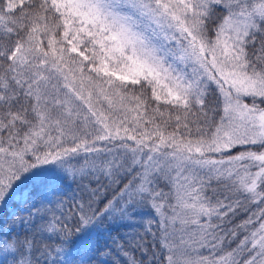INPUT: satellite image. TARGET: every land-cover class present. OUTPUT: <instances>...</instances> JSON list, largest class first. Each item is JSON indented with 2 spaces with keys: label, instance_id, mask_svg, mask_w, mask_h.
Returning a JSON list of instances; mask_svg holds the SVG:
<instances>
[{
  "label": "snow or ice",
  "instance_id": "snow-or-ice-1",
  "mask_svg": "<svg viewBox=\"0 0 264 264\" xmlns=\"http://www.w3.org/2000/svg\"><path fill=\"white\" fill-rule=\"evenodd\" d=\"M0 264H264V0H0Z\"/></svg>",
  "mask_w": 264,
  "mask_h": 264
}]
</instances>
